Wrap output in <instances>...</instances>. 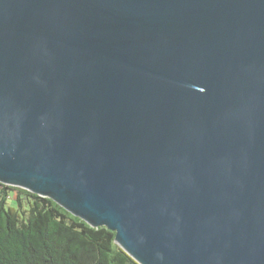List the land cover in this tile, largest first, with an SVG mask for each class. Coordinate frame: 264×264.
Wrapping results in <instances>:
<instances>
[{
    "label": "water",
    "instance_id": "obj_1",
    "mask_svg": "<svg viewBox=\"0 0 264 264\" xmlns=\"http://www.w3.org/2000/svg\"><path fill=\"white\" fill-rule=\"evenodd\" d=\"M0 183L139 264H264V0H0Z\"/></svg>",
    "mask_w": 264,
    "mask_h": 264
},
{
    "label": "trees",
    "instance_id": "obj_2",
    "mask_svg": "<svg viewBox=\"0 0 264 264\" xmlns=\"http://www.w3.org/2000/svg\"><path fill=\"white\" fill-rule=\"evenodd\" d=\"M0 264H139L116 233L54 200L0 183Z\"/></svg>",
    "mask_w": 264,
    "mask_h": 264
}]
</instances>
